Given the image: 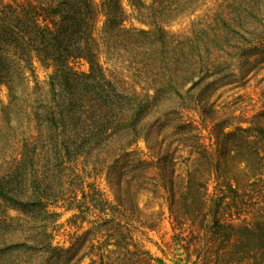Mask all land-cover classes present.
Returning a JSON list of instances; mask_svg holds the SVG:
<instances>
[{
	"label": "trees",
	"instance_id": "1",
	"mask_svg": "<svg viewBox=\"0 0 264 264\" xmlns=\"http://www.w3.org/2000/svg\"><path fill=\"white\" fill-rule=\"evenodd\" d=\"M131 4L145 28L124 24L120 0H0V264H72L79 251L91 264H154L131 233L139 220L135 190L149 179L173 230L188 224L184 248L201 264H264V119L222 134V160L180 120L183 109H195L213 121L215 89L264 61V0ZM183 13L188 25L169 30ZM102 42L127 55L144 90L105 73ZM76 59L87 71L74 68ZM34 60L51 66L45 89L28 85ZM167 132H187L197 154L181 188H174L172 155L160 152ZM140 139L152 159L131 156ZM105 169L113 199L92 182L84 188ZM207 177L215 180L212 196ZM65 198L73 218L97 215L67 247L52 243L57 213L48 209ZM240 215L248 219L234 221Z\"/></svg>",
	"mask_w": 264,
	"mask_h": 264
},
{
	"label": "rangeland",
	"instance_id": "2",
	"mask_svg": "<svg viewBox=\"0 0 264 264\" xmlns=\"http://www.w3.org/2000/svg\"><path fill=\"white\" fill-rule=\"evenodd\" d=\"M142 1L148 3L151 0ZM120 3L128 13L127 19L124 21L125 25L146 27L138 19L137 5L133 6L131 4L133 0H120ZM103 18L102 15L98 17V31L96 32L98 37L103 34V32H100ZM189 18L190 15L188 13L180 14L167 24V28L169 30H182L188 25ZM105 39V37H102L100 40L105 41ZM126 56L119 52L115 46L109 45V47H106L103 42L101 43L99 59L105 68V73L115 77L116 80L123 79L125 81L124 86L127 88L131 87L136 91L144 90L141 87H145L146 82L131 74L130 68L126 65ZM72 65L77 71L81 72L87 71L88 68L86 62L82 59L73 60ZM51 70L50 65L34 60L33 74L27 78L28 85L38 84L45 89ZM5 98L6 89L1 86L0 99L4 101ZM210 101L214 110L213 116L215 119L213 121L200 116L199 111L195 109H183L180 114V120L193 126V128L191 127V133L195 135L193 138H198L199 143L202 142V145H205L208 151L211 150L219 160H222L217 153V143L219 144L222 134L250 126L255 122L260 123L264 119V115L260 116L261 112L264 111V61L253 67L240 82L216 88L210 97ZM218 122L219 126H213ZM186 134L187 132L170 135V132H167L160 149L161 153L172 155L174 188L182 187L184 176L197 156L192 142L189 139H183ZM129 151L131 156H138L146 161L152 159L151 152L146 148L142 139L138 140ZM81 159L82 157L78 158L76 165L80 170V174L83 172ZM223 163L228 164V166L233 165L230 160H224ZM71 165L74 164L71 163ZM231 170L236 171L234 168H231ZM111 180L112 177L110 174L108 175L105 169L95 176L87 178L84 182V188H88L87 181L92 182L104 197L113 199L115 191L111 186ZM151 181L149 179V183H145L146 187L135 190V202L138 207L137 217L139 220H135L132 223L131 233L133 238L150 254L154 264H201L200 258H197L193 253L187 252L184 248L189 236L188 224L183 225L181 229L173 230L171 214L167 209L165 200L161 197L162 193L159 190L155 192L152 189ZM214 187V178L207 177L205 188L209 196L213 195ZM68 202L69 199L65 198V200H59L48 206L50 211L57 213L56 221L52 227V243L64 247L69 246L76 235L92 227V221L97 219V215L92 209L84 212L83 218H73V213H76V210L74 207H70ZM8 213L11 215L16 214L13 210L8 211ZM243 217L248 219V215H240L234 221L237 222ZM148 223H152L153 227H149ZM100 239L102 240V238ZM81 252H78L72 264H91L89 256L80 258Z\"/></svg>",
	"mask_w": 264,
	"mask_h": 264
}]
</instances>
